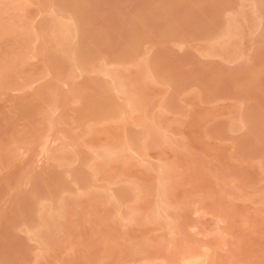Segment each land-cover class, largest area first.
<instances>
[{"label": "rangeland", "instance_id": "374dc122", "mask_svg": "<svg viewBox=\"0 0 264 264\" xmlns=\"http://www.w3.org/2000/svg\"><path fill=\"white\" fill-rule=\"evenodd\" d=\"M0 264H264V0H0Z\"/></svg>", "mask_w": 264, "mask_h": 264}, {"label": "bare ground", "instance_id": "6f19581e", "mask_svg": "<svg viewBox=\"0 0 264 264\" xmlns=\"http://www.w3.org/2000/svg\"><path fill=\"white\" fill-rule=\"evenodd\" d=\"M8 95V94H7ZM2 96V95H1ZM5 96V95H4ZM3 97V96H2ZM13 97V96H12ZM2 100H3V98H2ZM5 100V99H4ZM4 102V101H3ZM4 104H7V101H6V103H4ZM12 113H13V111H12ZM8 114H11V112L10 113H8Z\"/></svg>", "mask_w": 264, "mask_h": 264}]
</instances>
